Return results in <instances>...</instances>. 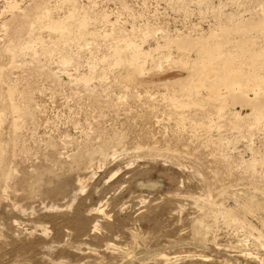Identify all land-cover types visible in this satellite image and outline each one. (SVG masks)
<instances>
[{"label":"rangeland","instance_id":"374dc122","mask_svg":"<svg viewBox=\"0 0 264 264\" xmlns=\"http://www.w3.org/2000/svg\"><path fill=\"white\" fill-rule=\"evenodd\" d=\"M10 1L0 0V264H264V121L249 130L251 108L235 106L238 129L213 107L208 117L173 107L170 81L150 79L176 69L157 51L162 64L139 80L103 62L87 86L73 79L122 36L148 50L162 35L208 28L215 10L249 17L264 0H76L118 21L117 38L88 35L65 65L41 51L38 38H55L34 19L43 7L63 17L68 2ZM96 23L90 31L113 26ZM151 23L147 38L130 33ZM12 41L34 47L13 60ZM9 87L32 113L17 129Z\"/></svg>","mask_w":264,"mask_h":264},{"label":"bare ground","instance_id":"6f19581e","mask_svg":"<svg viewBox=\"0 0 264 264\" xmlns=\"http://www.w3.org/2000/svg\"><path fill=\"white\" fill-rule=\"evenodd\" d=\"M65 1L68 2L69 6H67L69 9L63 17L57 18V15H54L57 18L55 19L51 16L48 7H43L39 12L37 11L38 14L35 15L34 19V23L48 29L55 38V40L50 42L51 44L38 38L41 51L49 57L56 53L60 54L63 65L70 63L74 58L75 52L74 54L72 53L70 46L80 48L82 41L88 35H92L93 39L100 38L107 41L116 39V28L114 25L118 22H113L109 18L108 12L100 11L101 13L98 12L99 15H97L92 13L95 10L90 12L86 9L87 6L80 8L81 5L78 6L76 0ZM8 5L11 9L19 6L15 0L10 1ZM101 10L103 11V8ZM12 13L14 15V12ZM109 13L111 12L109 11ZM215 17L216 21L210 24L208 28L194 26L188 34L183 32H175L172 35L165 34L161 36L163 37L162 41L157 40L159 36H155L157 37L156 46L148 50H144L140 43H136L131 36H122L120 40L110 43L109 52L106 55L102 57L96 56L89 63V73L87 75L79 77L77 74L73 79L87 86L90 79L97 72V66L103 62V64L106 63L108 66L123 65L128 71L127 77L136 81L143 76L141 74L146 71L148 63L151 66L162 64L155 57L154 51H157L172 66L170 68L175 66L176 69L165 74L157 73L151 76L150 79L165 78V80L170 81L167 85L171 87L168 97L173 107L193 105L200 110L203 116L207 117L213 113L208 107H213L216 109V116L222 117L226 114L233 116V128L238 129L243 127L241 123L244 118L241 116V112L235 110V106L249 107L251 108L249 115L251 116V121L247 125L248 129L252 131L255 126H259L264 121V6L249 17L236 16L232 13L226 14L222 10H215ZM96 22H101V24L110 23L113 28L111 27L109 30H96V28H93L94 30L91 29L92 31H90L89 25L93 23L94 26ZM135 25L132 26V31H130L132 35L140 32L141 36L147 38L153 32L154 26L151 27L152 23L145 24L143 28L141 26L137 28ZM33 47L34 44L30 42H27L24 47L20 43L16 44L13 42L6 46L5 51L9 52L14 60L17 55ZM33 50L34 52L37 51L36 49ZM174 50L178 54L175 57L173 55ZM15 94L16 89L9 87L7 91L8 108L16 114L13 126L14 129H17L21 126L23 119L32 113L28 106L23 107L14 101ZM179 119L183 121L185 118L180 117ZM204 124L195 123L194 126L198 127ZM108 151L109 145H104L99 150L104 155ZM92 156L91 154L80 155V158L84 161H90ZM257 159L253 158L247 165L255 167L259 161Z\"/></svg>","mask_w":264,"mask_h":264}]
</instances>
